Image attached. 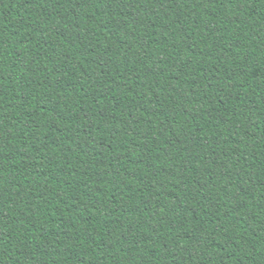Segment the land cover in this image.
I'll return each instance as SVG.
<instances>
[{"label":"trees","instance_id":"16d2710c","mask_svg":"<svg viewBox=\"0 0 264 264\" xmlns=\"http://www.w3.org/2000/svg\"><path fill=\"white\" fill-rule=\"evenodd\" d=\"M0 264H264V0H0Z\"/></svg>","mask_w":264,"mask_h":264}]
</instances>
